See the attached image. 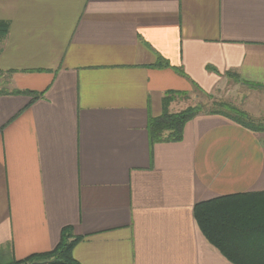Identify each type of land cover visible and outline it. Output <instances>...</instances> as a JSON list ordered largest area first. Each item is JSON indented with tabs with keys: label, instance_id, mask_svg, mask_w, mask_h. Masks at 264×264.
Instances as JSON below:
<instances>
[{
	"label": "crops",
	"instance_id": "0c3cea01",
	"mask_svg": "<svg viewBox=\"0 0 264 264\" xmlns=\"http://www.w3.org/2000/svg\"><path fill=\"white\" fill-rule=\"evenodd\" d=\"M0 24L2 258L70 228L78 264H231L193 207L264 191V132L202 112L150 150L147 126L226 73L264 91V0H0Z\"/></svg>",
	"mask_w": 264,
	"mask_h": 264
},
{
	"label": "trees",
	"instance_id": "16d2710c",
	"mask_svg": "<svg viewBox=\"0 0 264 264\" xmlns=\"http://www.w3.org/2000/svg\"><path fill=\"white\" fill-rule=\"evenodd\" d=\"M7 31V26L0 24V38ZM156 68H169L168 62L158 58ZM211 70V69H210ZM184 75L181 69H175ZM217 73L215 70H211ZM230 76L231 74H227ZM237 80V79H235ZM27 94L37 99L40 94L28 91L13 92ZM180 92H167L162 98V113L148 121L147 132L150 150L156 143L179 142L183 128L194 116L205 112L199 107H188L180 112L169 113V104ZM224 110L206 111L229 118L232 122L252 132H264V125L253 117L228 104L221 105ZM151 152V151H150ZM194 222L206 239L231 264H264V191L239 193L221 196L199 202L193 207ZM82 240L74 237L70 228L61 231L57 246L44 254L31 255L21 260L3 259L0 264H78L72 256V249Z\"/></svg>",
	"mask_w": 264,
	"mask_h": 264
},
{
	"label": "rangeland",
	"instance_id": "374dc122",
	"mask_svg": "<svg viewBox=\"0 0 264 264\" xmlns=\"http://www.w3.org/2000/svg\"><path fill=\"white\" fill-rule=\"evenodd\" d=\"M5 77H0V91L9 89L10 86L4 82ZM225 84L216 91L205 94L195 91L194 94L188 95L183 93L175 95L174 102L171 104V112H180L188 107H199L206 111L224 110L222 104H228L236 109L247 113L256 122L264 125V91L248 87L237 80L226 77ZM169 104V106H170Z\"/></svg>",
	"mask_w": 264,
	"mask_h": 264
},
{
	"label": "water",
	"instance_id": "95a60500",
	"mask_svg": "<svg viewBox=\"0 0 264 264\" xmlns=\"http://www.w3.org/2000/svg\"><path fill=\"white\" fill-rule=\"evenodd\" d=\"M31 264H44L43 262H33Z\"/></svg>",
	"mask_w": 264,
	"mask_h": 264
}]
</instances>
